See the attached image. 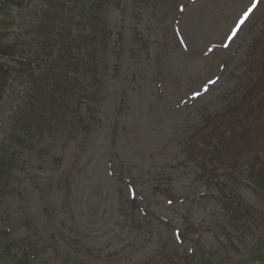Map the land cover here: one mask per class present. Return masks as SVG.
<instances>
[{
    "label": "rangeland",
    "instance_id": "rangeland-1",
    "mask_svg": "<svg viewBox=\"0 0 264 264\" xmlns=\"http://www.w3.org/2000/svg\"><path fill=\"white\" fill-rule=\"evenodd\" d=\"M106 3L109 37L96 53L106 79L93 105L97 127L77 141L45 133L40 158L24 153L0 196V227L40 264H145L186 227L191 233L180 252L197 242L216 254L218 264H264L258 250L248 249L263 230L223 248L231 226L215 181L228 188L227 173L202 170L180 147L204 115L262 78L254 69L264 51V0ZM43 7L44 0L5 7L1 26L4 39L17 44L16 59L36 51L33 31ZM252 85L264 91L261 80ZM27 86L12 74L0 103V142ZM249 117L242 144L258 152L264 116L253 122ZM133 191L146 214L139 220L130 211ZM122 201L128 203L121 210ZM2 253L0 264H11Z\"/></svg>",
    "mask_w": 264,
    "mask_h": 264
},
{
    "label": "trees",
    "instance_id": "trees-1",
    "mask_svg": "<svg viewBox=\"0 0 264 264\" xmlns=\"http://www.w3.org/2000/svg\"><path fill=\"white\" fill-rule=\"evenodd\" d=\"M25 2L5 0L0 7V103L13 73L20 74L28 84L24 102L11 116L0 142V196L11 185L25 152H35V158L42 156L45 133L52 138L61 136L67 141H77L81 135L95 131L97 119L93 105L98 101L101 82H106L96 53L100 44L106 47L104 40L109 37L108 17L103 13L107 0H44L33 31L36 51L29 58L16 59L17 44L4 39L1 22L5 21V7L21 8ZM11 27L12 24L8 26ZM259 57L260 66L254 73L258 71L262 78L240 87L239 92L224 101L222 109L204 115L180 145L183 157L202 170L227 173L228 188L224 181H215L224 198L218 200L231 226L222 243L226 250L233 246V240H245L256 231H264V145L261 151L253 152L242 144L247 141L244 116L250 114L251 122L264 116V91L252 85L260 80L264 83V51ZM10 59L16 61L14 67L6 63ZM244 191L248 193L246 196ZM132 199L135 207L130 211L134 218L141 219V214L146 217L137 191H133ZM126 203L121 202V210ZM190 233L186 227L182 235L172 236L174 244L168 239L158 246L156 257L145 264H218L216 254L204 251L197 242L193 249L179 251ZM10 239L4 227H0V249L11 264H40L28 256V251L19 248L14 239H11L12 247L18 250L11 253ZM248 249L258 250L261 259L264 258V236L255 238Z\"/></svg>",
    "mask_w": 264,
    "mask_h": 264
}]
</instances>
